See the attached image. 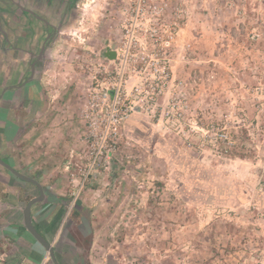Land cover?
<instances>
[{"label": "rangeland", "instance_id": "374dc122", "mask_svg": "<svg viewBox=\"0 0 264 264\" xmlns=\"http://www.w3.org/2000/svg\"><path fill=\"white\" fill-rule=\"evenodd\" d=\"M135 2L82 0L78 23L50 55L52 82L69 85L74 76L86 91L92 72L107 64L112 69L104 55L115 52L124 14ZM160 2L169 6L170 16L177 8L186 18L181 21L173 63L175 80L185 87L171 90L174 95L182 93L188 108L181 120L133 115L129 120L138 116L137 121L148 122L152 131L126 136L123 130L108 170H95L77 197L73 194L79 182L70 180L71 204L81 200L96 172L112 178L120 167L132 195L126 213L108 217V260L104 264H264V215L259 217L252 209L256 192L264 193V0ZM188 57L192 67L191 76L186 77L180 75V67ZM23 100L16 114L10 112L13 106L8 101L0 106V157L36 178L37 171L27 170L25 163L40 157L37 151L33 158L27 153L40 136V120L39 116L32 118L35 112L30 108L25 113ZM11 116L17 117L16 126ZM226 135L233 145L222 141ZM119 152L124 156H120L121 163L116 158ZM87 161L88 157L78 173ZM117 185L112 181L108 187L116 192ZM2 189L9 191L5 194L9 201L2 202L7 212L17 207L18 214V208L23 210L39 195L35 186L0 166ZM20 194L23 202L19 205ZM115 194H108V204L116 202ZM47 209H41L40 216H47ZM73 215L68 209L60 224L59 249L63 238L76 242L81 236ZM81 231L89 233L86 227ZM252 238L257 243L249 241ZM232 241L234 246L241 243V250L228 244ZM100 257L94 255L97 260H93L101 263Z\"/></svg>", "mask_w": 264, "mask_h": 264}, {"label": "crops", "instance_id": "0c3cea01", "mask_svg": "<svg viewBox=\"0 0 264 264\" xmlns=\"http://www.w3.org/2000/svg\"><path fill=\"white\" fill-rule=\"evenodd\" d=\"M256 11L258 10L256 9ZM186 37L188 40L190 39L189 35ZM104 56L108 60L115 59L114 52H108ZM191 65V58H185L180 67V75L191 76L189 75ZM49 69L44 72L41 78L39 93L37 96L32 93L30 102V109L35 112V114L31 113L30 115L32 118L39 116L37 121L40 120L38 124L40 136L37 142H34V147H28V151L32 152L27 153L30 158H33L37 151L40 157L27 161L25 165L27 170L37 171V179H33L40 183L45 193L44 201L32 208L33 223L36 229L55 248L56 259L59 264H65V260L71 264H102V262L104 264L105 260H108V217L111 220L110 216L113 214L122 215L124 212L126 213L127 202L132 195V190L126 178L120 174V167L112 178L108 177V173L98 171L94 174L93 183L81 200L72 206L68 183L73 176L78 174L77 169L85 163L88 157V146L84 141L86 126L81 118V105L85 88L74 76L69 85L52 82L53 78L50 77H54V75H49ZM187 79L189 80V78ZM10 99L11 97L5 99L4 102L10 103L12 101ZM137 120L138 116H134L125 124L123 130L126 136H130L134 131L143 134L152 131L148 122H138ZM26 137H28L27 133ZM16 139L18 138L14 140L16 141ZM240 143L244 145V140L240 139ZM120 152L116 156V158L119 156L117 158L119 163H121L120 156H123ZM112 181L118 184L116 192L108 187ZM0 192V264H54V262H49L46 249L27 230L24 222L25 208L23 210L18 208L21 210V214H18L17 207H13L12 211L7 212L8 210L5 208L7 205H3L2 202H7L8 199L5 194L9 191L2 189ZM108 194L117 195L116 202L108 204ZM39 196L40 191L37 197ZM9 197L12 196L9 194ZM21 198L22 195H18L19 205L20 202H23L20 200ZM47 201L49 204H45ZM43 208H48L47 216H40L39 212ZM68 209L74 213L73 217L78 228H80L81 236L76 242L67 237L63 238L61 241L64 244H61L62 248L59 249L58 244L63 233L60 224ZM252 209L259 217H263L264 208L253 207ZM261 209L262 213L256 212V210ZM85 213H88L87 221ZM82 227H86L89 233L84 234L81 231ZM63 237L65 236L63 235ZM249 241L257 243L255 238ZM232 243L233 241L228 242L229 245H233ZM239 246L241 243L234 247L239 248ZM223 247L225 246L223 245ZM105 250L107 251L103 254ZM92 254L100 255L101 263L95 262L94 260L97 259ZM63 257L67 259L63 260Z\"/></svg>", "mask_w": 264, "mask_h": 264}, {"label": "built area", "instance_id": "2783aa9c", "mask_svg": "<svg viewBox=\"0 0 264 264\" xmlns=\"http://www.w3.org/2000/svg\"><path fill=\"white\" fill-rule=\"evenodd\" d=\"M169 12V6L160 0H136L124 14L115 59L109 60L113 68L107 64L91 73L81 105L88 161L72 178L79 182L75 197L84 191L95 170H108L121 144L123 128L133 115L184 117L188 105L182 93L174 95L171 89L177 86L182 91L185 87L184 82H176L173 63L181 21L186 18L181 9L176 8L173 16ZM221 139L233 145L227 135Z\"/></svg>", "mask_w": 264, "mask_h": 264}, {"label": "flooded vegetation", "instance_id": "af4514ba", "mask_svg": "<svg viewBox=\"0 0 264 264\" xmlns=\"http://www.w3.org/2000/svg\"><path fill=\"white\" fill-rule=\"evenodd\" d=\"M81 2L0 0V103L11 97L13 114L22 98L25 113L29 111L53 49L79 21ZM12 118L16 126L17 117Z\"/></svg>", "mask_w": 264, "mask_h": 264}, {"label": "water", "instance_id": "95a60500", "mask_svg": "<svg viewBox=\"0 0 264 264\" xmlns=\"http://www.w3.org/2000/svg\"><path fill=\"white\" fill-rule=\"evenodd\" d=\"M0 166L6 168L9 172L14 174L17 178L20 180L35 185L39 191L40 196L36 197L28 202L24 209V222L27 230L30 232V234L46 249V251L49 253L50 258L54 262V264H59L56 259V253L55 248L53 245L46 239L45 236H43L35 227L32 219V208L34 205L43 202L45 199V193L43 187L40 185L38 181H36L33 178H30L18 170L11 167L9 164H7L3 159L0 158Z\"/></svg>", "mask_w": 264, "mask_h": 264}, {"label": "trees", "instance_id": "16d2710c", "mask_svg": "<svg viewBox=\"0 0 264 264\" xmlns=\"http://www.w3.org/2000/svg\"><path fill=\"white\" fill-rule=\"evenodd\" d=\"M243 147H242V149H244ZM261 185L264 187V181L261 183ZM0 194H1V192H0ZM255 195L256 196H255V198L253 199V202H252L253 205H255L254 207L264 208V193L262 191L261 192L257 191ZM250 229H252V228H250Z\"/></svg>", "mask_w": 264, "mask_h": 264}]
</instances>
